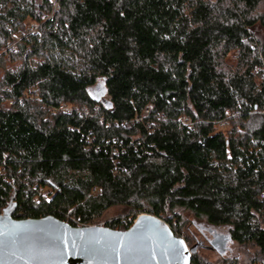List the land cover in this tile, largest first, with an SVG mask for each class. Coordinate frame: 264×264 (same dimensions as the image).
<instances>
[{"label":"trees","instance_id":"trees-1","mask_svg":"<svg viewBox=\"0 0 264 264\" xmlns=\"http://www.w3.org/2000/svg\"><path fill=\"white\" fill-rule=\"evenodd\" d=\"M13 198L18 222L149 215L192 264H264V0H0Z\"/></svg>","mask_w":264,"mask_h":264},{"label":"water","instance_id":"water-1","mask_svg":"<svg viewBox=\"0 0 264 264\" xmlns=\"http://www.w3.org/2000/svg\"><path fill=\"white\" fill-rule=\"evenodd\" d=\"M14 202L0 215V264H192L195 255L165 221L149 215L125 232L73 228L53 218L15 221Z\"/></svg>","mask_w":264,"mask_h":264},{"label":"rangeland","instance_id":"rangeland-1","mask_svg":"<svg viewBox=\"0 0 264 264\" xmlns=\"http://www.w3.org/2000/svg\"><path fill=\"white\" fill-rule=\"evenodd\" d=\"M96 90H97L96 94L99 93V89H96ZM122 215H124V210L123 209H114V210H111L110 212H108L105 215V218H104V221H103L102 224H105V223H107V222H109V221H111V220H113V219H115L117 217H120V216L123 217L124 218V221H126V222H130L131 221L132 218H126L127 216L124 217ZM123 218H121V219H123ZM102 226H105V225H102ZM199 244H202L201 245V247H202L201 252H203V256L209 258L212 262L218 263V261L220 259L216 255V253H213L211 251H208L206 249V247H205L206 246V243L205 242L202 243L200 239H199ZM227 251H228V253H227L228 255H235L236 254V248H235L234 245H230L228 247Z\"/></svg>","mask_w":264,"mask_h":264},{"label":"built area","instance_id":"built-area-1","mask_svg":"<svg viewBox=\"0 0 264 264\" xmlns=\"http://www.w3.org/2000/svg\"><path fill=\"white\" fill-rule=\"evenodd\" d=\"M233 62H235L236 61V57L234 56V58H233V60H232ZM56 112H60V113H64V114H72L73 112H75L74 111V109H72V108H70V107H66V106H62V107H60L59 108V110H57ZM99 226H102V225H99Z\"/></svg>","mask_w":264,"mask_h":264},{"label":"snow or ice","instance_id":"snow-or-ice-1","mask_svg":"<svg viewBox=\"0 0 264 264\" xmlns=\"http://www.w3.org/2000/svg\"><path fill=\"white\" fill-rule=\"evenodd\" d=\"M127 251H133V249L129 248V249H127Z\"/></svg>","mask_w":264,"mask_h":264}]
</instances>
